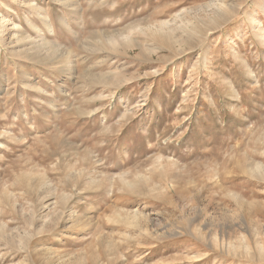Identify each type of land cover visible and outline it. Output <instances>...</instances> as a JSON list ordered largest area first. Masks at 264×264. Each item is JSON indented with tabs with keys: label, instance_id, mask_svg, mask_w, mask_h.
<instances>
[{
	"label": "rangeland",
	"instance_id": "rangeland-1",
	"mask_svg": "<svg viewBox=\"0 0 264 264\" xmlns=\"http://www.w3.org/2000/svg\"><path fill=\"white\" fill-rule=\"evenodd\" d=\"M0 20V264H264V0Z\"/></svg>",
	"mask_w": 264,
	"mask_h": 264
},
{
	"label": "bare ground",
	"instance_id": "bare-ground-1",
	"mask_svg": "<svg viewBox=\"0 0 264 264\" xmlns=\"http://www.w3.org/2000/svg\"><path fill=\"white\" fill-rule=\"evenodd\" d=\"M231 9H233V8H231ZM230 10V9H229ZM209 20H208V23H204V25L207 27L208 25H210V26H213V25H215V24H219V25H221V24H224L225 22H227L228 21V18H225V15L224 14H222V13H220L219 11H211L209 14ZM229 17V16H228ZM4 24V21L3 20H0V28H1V25H3ZM179 24V23H178ZM5 26V25H4ZM176 26V25H175ZM196 27V26H195ZM220 27V26H219ZM175 28V27H174ZM198 28H199V26H198ZM155 29V28H154ZM171 29V28H170ZM179 29V28H178ZM182 29V28H181ZM185 29V28H184ZM195 29V28H194ZM197 29V28H196ZM156 30V29H155ZM176 29H174L173 31H175ZM183 30V29H182ZM200 30V29H199ZM207 30H209V29H205V31L204 32H206ZM2 31V30H1ZM17 31V30H16ZM142 31V30H141ZM166 31V30H165ZM178 31V30H177ZM176 31V32H177ZM189 32H190V30H188ZM192 31H193V29H192ZM182 32V31H181ZM3 33V32H2ZM145 33V32H144ZM163 34V33H162ZM173 33H171V35H172ZM193 34V33H192ZM4 35H6V34H4ZM12 36V35H11ZM167 36V35H166ZM189 36H190V34H189ZM2 37H3V35H1L0 34V38H1V41H2ZM13 37V36H12ZM178 37V36H177ZM193 37V36H192ZM24 38H26V37H24ZM129 38V37H128ZM22 39V38H21ZM17 41V40H16ZM157 41V40H156ZM18 42V41H17ZM125 42V41H124ZM165 45H167V46H169L168 45V41L166 40V41H162ZM173 42H179V40L177 39V40H175V41H173ZM9 43H10V41H9ZM196 43V42H195ZM17 44V43H16ZM20 44V43H19ZM44 45L46 44V43H43ZM16 46V45H15ZM20 46H22V44L20 45ZM20 55V54H19ZM116 80V79H115ZM257 169V168H256ZM259 171V170H258ZM260 174V173H259ZM208 239V238H207Z\"/></svg>",
	"mask_w": 264,
	"mask_h": 264
}]
</instances>
